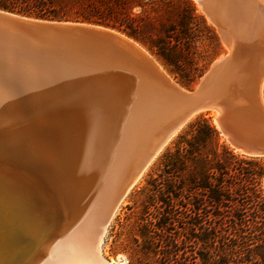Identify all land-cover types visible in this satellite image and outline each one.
<instances>
[{
	"label": "bare ground",
	"instance_id": "obj_1",
	"mask_svg": "<svg viewBox=\"0 0 264 264\" xmlns=\"http://www.w3.org/2000/svg\"><path fill=\"white\" fill-rule=\"evenodd\" d=\"M193 1L218 28L230 60L192 100L143 46L115 30L89 28L109 35L102 42L137 72L78 50L42 52L7 23L12 34L0 37V264L96 263L104 221L166 145L147 161L152 146L191 108L218 104L221 111L211 113L220 132L229 126L261 135L254 99L264 83V16L245 10L259 0H205L207 8ZM70 31L64 35L94 37Z\"/></svg>",
	"mask_w": 264,
	"mask_h": 264
},
{
	"label": "rangeland",
	"instance_id": "obj_2",
	"mask_svg": "<svg viewBox=\"0 0 264 264\" xmlns=\"http://www.w3.org/2000/svg\"><path fill=\"white\" fill-rule=\"evenodd\" d=\"M141 1L142 7L131 9L134 37L124 28L101 27L122 33L143 46L179 87L193 91L211 64L229 52L218 28L193 0ZM116 4L123 7L121 3ZM261 97L264 103V83ZM211 111L191 117L121 201L101 240V253L105 259L115 264H200L192 199L179 192L183 185L189 184V179L183 174H169L174 176L168 177L161 164L164 155L174 151L179 136L187 135L190 125L203 118L216 129L219 146L240 159L253 161L239 164L241 167L255 169L264 165V157L250 158L232 149L216 127ZM263 182L264 178L261 182L264 193Z\"/></svg>",
	"mask_w": 264,
	"mask_h": 264
},
{
	"label": "trees",
	"instance_id": "obj_3",
	"mask_svg": "<svg viewBox=\"0 0 264 264\" xmlns=\"http://www.w3.org/2000/svg\"><path fill=\"white\" fill-rule=\"evenodd\" d=\"M134 6L142 7V1L0 0V10L6 12L124 28L131 37ZM252 162L219 146L216 129L203 118L164 155L161 164L168 177L183 174L189 179L179 192L192 199L200 264H264V165L255 169L239 165Z\"/></svg>",
	"mask_w": 264,
	"mask_h": 264
},
{
	"label": "water",
	"instance_id": "obj_4",
	"mask_svg": "<svg viewBox=\"0 0 264 264\" xmlns=\"http://www.w3.org/2000/svg\"><path fill=\"white\" fill-rule=\"evenodd\" d=\"M202 7L207 8L209 6L205 0H202ZM247 8H253V11L256 14H260L264 16V0H259V2L252 6H245V10ZM26 19H32L27 18L24 16L12 14L3 10H0V37H6L9 38L12 32L6 31L4 28L7 23H13L14 26H16L18 31V36L21 38L22 41H24L26 44L38 47L42 52H54L58 51V49H73L78 50L82 52H86L88 54H93L98 59L102 61H108L111 62L115 67H118L120 70L125 71H131V72H137L138 67L131 64L124 62L121 59V54L115 50H112L111 48L107 47L104 42H102V35L109 36L103 32H98L93 29L89 28H104L97 25H91V24H85V23H73V22H59V21H47V20H38V19H32V24H29L26 21ZM34 22V23H33ZM26 23V24H25ZM39 23V24H38ZM42 24V25H40ZM89 26L88 29L87 27ZM75 31L78 33H91L94 37H83V36H68L64 35V33H70L71 31ZM220 35V34H219ZM230 60V53L225 55V58L220 59L218 62H213L211 66L209 67L208 71L202 76L198 84L196 85L195 89L191 92H189L188 97L192 99H196L199 95L202 94L204 89L206 88V83L208 82V79L213 75L215 71H218L222 66H224L227 61ZM117 65V66H116ZM126 65V66H125ZM125 67V69L122 68ZM264 72V70H263ZM115 93H118L122 95L123 89H120L115 85ZM122 93V94H121ZM127 93V92H125ZM124 95V94H123ZM155 95V94H153ZM169 97V96H168ZM156 97H153L155 99ZM158 100V98H156ZM162 101L164 99H161ZM255 103L258 106L260 116L261 118L256 124L257 130L260 132V136H251L246 137L239 133L234 132L232 129L229 128V126H222L221 132L227 137L225 139L227 143L232 147L234 151H238L241 155L250 157V158H259L264 157V103L262 101V97L260 93L257 92L254 99ZM217 109L221 111L220 106L218 104H207L196 106L194 108H191L188 110L182 118H180L177 122L170 125L167 129V131L161 135V137L158 139V141L152 146L153 150H151V153L147 159H151L153 156H155L157 153L160 152L161 148H163L166 143L176 134L183 126L184 124L195 114L202 112V111H211ZM220 132V131H219ZM220 134L222 135V133ZM146 161V162H147ZM145 162V163H146ZM111 215L104 221L103 225L101 226V229L99 231L97 241L101 240L103 238V235L105 233V230L110 222ZM53 231V228L47 229L43 231L40 236L38 237L37 241L35 242V248H37V253L33 256L31 260L36 258L38 255L41 254L40 248L45 246L46 243L51 239L50 232ZM99 245V244H98ZM99 248V246H98ZM100 251V259L96 263L91 264H111V262L101 255ZM86 264V263H85Z\"/></svg>",
	"mask_w": 264,
	"mask_h": 264
}]
</instances>
